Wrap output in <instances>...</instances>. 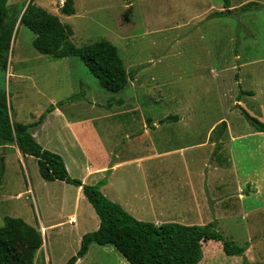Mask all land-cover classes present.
Here are the masks:
<instances>
[{
  "label": "rangeland",
  "instance_id": "obj_1",
  "mask_svg": "<svg viewBox=\"0 0 264 264\" xmlns=\"http://www.w3.org/2000/svg\"><path fill=\"white\" fill-rule=\"evenodd\" d=\"M30 1L72 29L67 41L74 47L98 41L115 46L131 82L138 78L139 87L129 84L120 92L106 91L78 57L55 58L37 52L32 46L33 33L19 25L22 10ZM57 1L8 0L7 19L13 29L6 69L0 71V89L6 94L12 120L32 125L56 103L61 104L57 111L68 120L112 116L92 123L95 133L91 134L103 142L116 139L122 161L133 157L128 151L122 153L130 140L125 134L140 128L142 118L161 122L180 116L197 120L193 125L167 122L150 132L157 151L197 144L207 135L211 143L212 134H218L224 121L221 149L208 154V161H215L217 153L220 159H228L235 180L229 198L218 199L215 229L246 250L243 257H227L220 243L209 241L202 244L200 264H244L243 259L249 264H264V134L255 135L241 113L243 110L264 124V0H231L227 15L222 0H73L71 16L61 13L54 4ZM241 91L253 95H242ZM86 101L92 108L73 109L71 105ZM134 107H138L137 112L130 111ZM60 117L56 112L47 115L45 131L49 135L62 125ZM186 125L196 132L188 135L189 130L187 134L180 130ZM57 147L65 149L63 142ZM15 148L14 144L0 148L4 163L0 228L5 217L19 218L39 233L43 228L42 246L33 264H66L79 251L82 237L98 228L99 219L87 200L76 199L73 187L69 190L64 183L43 181L36 159L20 158ZM188 154L201 157L206 165L204 149ZM92 155V164L103 162L101 153ZM177 165L174 175L180 173ZM136 173L138 167L129 164L117 176L127 177L131 183L127 189L141 193ZM155 186L168 198L175 190L159 179ZM238 193L240 196L233 197ZM72 214L75 223L69 222ZM143 214L141 221L152 223V216L145 211ZM76 264L128 263L112 246L91 244Z\"/></svg>",
  "mask_w": 264,
  "mask_h": 264
},
{
  "label": "trees",
  "instance_id": "obj_2",
  "mask_svg": "<svg viewBox=\"0 0 264 264\" xmlns=\"http://www.w3.org/2000/svg\"><path fill=\"white\" fill-rule=\"evenodd\" d=\"M231 0H222L223 10L229 12ZM8 0H0V71H5L7 53L13 25L8 23ZM73 0H65L61 13L74 14ZM25 8V9H24ZM19 25H24L34 35L32 46L43 55L55 58L78 57L90 75L98 80L100 87L109 92L123 91L129 82L125 68L115 46L98 41L76 48L68 43L72 36L70 27L58 18L30 1L24 6ZM221 17L222 14L217 15ZM16 34V33H15ZM249 95H252L249 93ZM46 114L32 125H22L12 120L6 94L0 89V148L15 145L24 155L37 160L38 170L44 181L58 180L75 187L92 206L99 219L96 231L82 237L80 249L66 264H76L88 252L91 244L112 246L128 264H200L202 244L213 241L221 245L227 257H243L246 247L227 241L215 229V222L203 226H184L176 223L155 225L140 222L127 214L118 204L107 200L97 186L82 185L71 179L62 159L42 150L32 137L31 129L39 126ZM244 118L256 132H264V124L242 112ZM226 130L225 122L219 126V134ZM4 163L0 158V186ZM42 246L40 233L19 218L5 217L0 228V264H33V257ZM244 264H249L243 259Z\"/></svg>",
  "mask_w": 264,
  "mask_h": 264
},
{
  "label": "crops",
  "instance_id": "obj_3",
  "mask_svg": "<svg viewBox=\"0 0 264 264\" xmlns=\"http://www.w3.org/2000/svg\"><path fill=\"white\" fill-rule=\"evenodd\" d=\"M138 82V78L135 79L134 82H131V79H129L127 86L129 87V84H132V87L134 88L139 87ZM249 93L250 92H240V94L246 96L253 95H249ZM60 105V103L50 104V106H53V109L47 115L56 112L57 115L61 116L59 119H61L62 125L60 126L59 124L56 129L52 130V135L51 133L49 135L45 131L47 124L46 115L43 122L39 126L34 127L35 129L33 130L32 137L42 150H49L48 152L56 155L58 154L64 163L68 176L70 178L72 177L71 179L76 178L74 180L80 181L82 185L97 186L101 194L107 200L118 204L127 214L140 222H142L141 216L145 215L143 214V211L152 216L151 221L157 226L167 223H176L184 226H203L202 222L205 220H212L210 223L217 221L218 205H220V200L218 199L220 197L229 198V193L231 192L230 188L234 189L233 181L235 180V177L233 166L229 164L228 159H220L218 156L219 154L217 153V155L215 154L216 156H213L215 161L211 160L209 163L208 154L211 153L212 155L214 152L221 149L219 139L225 131L222 134H219L218 132L215 136L212 134L211 137L213 140L211 143H209V135H207L205 141H201L197 144L172 147L165 151H157L154 139L150 136V132H155L161 129V124H166L167 122H173L174 124L180 125L182 124V121H184L187 125H193L197 120L192 117L188 118L180 116H173L166 121L161 122L153 120L152 118H142L139 120L141 122L140 128L135 129L132 133H129L128 131V133L125 134V138L130 140H128L127 147L122 149V153L128 151L133 157L126 161H122L120 155L121 150L120 147H118L119 144L116 139L109 143V141L103 142L92 136V134L95 133L92 123L103 121L112 116L109 117L107 115L91 121L68 120L57 111L59 108L58 106ZM71 105H74L72 106L73 109L76 107L92 108L91 102L89 101ZM237 106L238 105H236V107ZM133 110L137 112L138 107H134V109H131L130 111ZM242 112L245 111L241 110V113ZM186 126L180 130L185 131L186 134L189 130L190 132L188 135L196 132L195 128L188 129V126ZM62 131L66 133L65 137L61 135ZM135 131L137 132L131 136ZM106 133L112 138L113 135L109 130H106ZM254 134H264V132L259 133L255 131ZM175 136L178 137L180 135L175 134ZM230 139H238V137L230 136ZM62 142L65 145V149L60 150L57 145ZM108 143L109 145L107 146L106 144ZM7 145L3 148L7 147ZM15 149L20 158H25L27 156L22 154L17 148ZM199 149L200 151L201 149L205 150L204 160L206 165L203 164L201 157L198 159L196 155L191 156L188 154L190 151H197ZM92 152H99L103 155L104 159L101 164L94 165L91 163V158L93 156ZM129 164H134L139 169V174L136 173V175L139 180V185L141 184L142 187L141 193H136L127 189L128 184H131L127 177L119 178L117 176V172L124 165ZM176 164H179L177 166L180 168L178 169L180 170V173L174 175L172 174V171ZM160 166H162V170L160 169ZM156 179L168 183L170 187H174L175 190L171 192V197L168 198L162 196L156 191ZM56 181L61 182L58 180L49 182ZM61 183H64L65 187L69 190L74 188L72 191H74L76 199L81 197V199L86 200L81 187H75L65 182ZM122 187L123 193L121 194ZM239 194L240 193H238V195L235 194L233 197L240 196ZM167 195L169 196L170 194ZM239 200L241 199L238 198L237 203L240 202ZM205 213H209L210 216H205ZM72 220L74 222H72ZM69 222H76L75 214L69 216ZM40 233H43V228Z\"/></svg>",
  "mask_w": 264,
  "mask_h": 264
},
{
  "label": "built area",
  "instance_id": "obj_4",
  "mask_svg": "<svg viewBox=\"0 0 264 264\" xmlns=\"http://www.w3.org/2000/svg\"><path fill=\"white\" fill-rule=\"evenodd\" d=\"M54 4H56L61 9V8H63V6L65 4V0H59V1L55 2Z\"/></svg>",
  "mask_w": 264,
  "mask_h": 264
},
{
  "label": "water",
  "instance_id": "obj_5",
  "mask_svg": "<svg viewBox=\"0 0 264 264\" xmlns=\"http://www.w3.org/2000/svg\"><path fill=\"white\" fill-rule=\"evenodd\" d=\"M124 20H125V21H128V17H127V16H125Z\"/></svg>",
  "mask_w": 264,
  "mask_h": 264
}]
</instances>
